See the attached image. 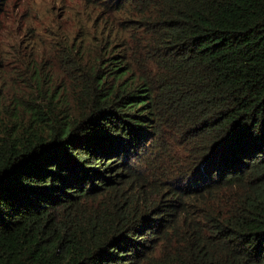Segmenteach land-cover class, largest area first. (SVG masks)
Here are the masks:
<instances>
[{"label": "trees", "instance_id": "1", "mask_svg": "<svg viewBox=\"0 0 264 264\" xmlns=\"http://www.w3.org/2000/svg\"><path fill=\"white\" fill-rule=\"evenodd\" d=\"M72 1L0 61V264H264V0Z\"/></svg>", "mask_w": 264, "mask_h": 264}, {"label": "rangeland", "instance_id": "2", "mask_svg": "<svg viewBox=\"0 0 264 264\" xmlns=\"http://www.w3.org/2000/svg\"><path fill=\"white\" fill-rule=\"evenodd\" d=\"M79 10L80 5L72 0H0V55L7 52L6 57H9L17 50L20 39L32 32L49 42L52 40L49 36L51 30L59 28L69 32L75 29L79 24ZM34 51L46 62H51L42 48ZM3 59L4 53L0 61ZM36 60L43 61L42 57ZM52 64L55 65L56 61Z\"/></svg>", "mask_w": 264, "mask_h": 264}]
</instances>
